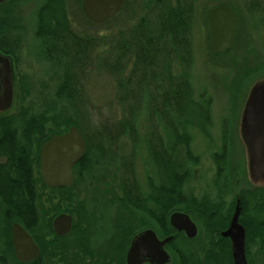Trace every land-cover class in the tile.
<instances>
[{
  "label": "rangeland",
  "instance_id": "1",
  "mask_svg": "<svg viewBox=\"0 0 264 264\" xmlns=\"http://www.w3.org/2000/svg\"><path fill=\"white\" fill-rule=\"evenodd\" d=\"M45 1L11 0L0 6V20L6 24L3 33L13 43L5 49L15 52L12 57L14 98L10 114L22 109L31 115H43L47 122L41 129L58 132L71 126L66 123L77 122V127L91 140L92 148L87 170L82 171L83 166H80L81 173L75 172L69 190L43 189L41 192L38 203L42 219L48 210L59 205L61 209H69L65 213L72 217L75 226L74 232L71 230L65 239L55 243L50 237L53 231L47 234L40 222L36 236L43 245L42 264H62L71 252L86 253V258H93L92 254L110 253L109 244L111 247L118 245L130 229H139L152 222L143 212L122 204V183L128 178L127 172L132 173L145 197L151 187H157L163 180L155 153L161 157L162 164H167L172 141L176 138L170 132V108L164 102L166 98L168 100L167 84L172 75L185 74L192 89V99L199 103L209 101L197 126L194 119H188L184 112L174 109L177 126L174 132L182 131L188 140L187 147L193 158L196 157L194 162L184 158L186 165L178 171L187 176L182 185L183 192L192 200L223 203V210L227 211L232 202L235 203L234 194L249 187L236 128L249 85L264 77V0H168L179 3L185 10L190 9L186 21L190 60L183 61L185 52L181 47H178L180 60H170L169 47L161 46L166 49L157 56V69L152 71L149 85L131 87L135 106L128 102L129 87L120 80L131 75L129 68L135 57L130 39L134 36V28L140 22L146 27L149 23L156 24L159 0H126L115 17L99 24L85 18L80 0H64L74 32L93 39L90 53L94 66L85 78L76 79L81 103L59 98L56 94L64 72L63 64L56 62L58 53H46L45 44L37 38L35 31L38 13ZM226 4L237 14L235 37L229 50L216 54L209 46L207 12L216 5ZM63 55L64 60L67 59ZM108 59L120 61L122 70L117 75L103 67ZM139 74L135 75L139 77ZM100 121L120 124L114 128L116 130L122 128L121 134L115 132L112 150L99 144L98 140L92 141L91 135L95 138L92 131ZM128 121H131L130 128L124 127ZM38 137L39 133L35 132L31 142ZM174 145L179 148L183 144ZM225 156L226 167L222 168ZM1 209L0 205V264H22L9 250ZM195 221L205 225L199 218ZM211 236L217 240L218 235L213 231ZM246 241L245 247L244 239L248 264H264V240L252 243L246 238ZM61 252L68 258L59 259L57 254ZM217 259L218 264L226 263L220 257ZM190 264H200V260L194 259Z\"/></svg>",
  "mask_w": 264,
  "mask_h": 264
},
{
  "label": "trees",
  "instance_id": "2",
  "mask_svg": "<svg viewBox=\"0 0 264 264\" xmlns=\"http://www.w3.org/2000/svg\"><path fill=\"white\" fill-rule=\"evenodd\" d=\"M158 2L159 8L156 10V24L151 25L149 23L146 27L143 22H140L134 28V36L130 39L135 57L133 64H131L129 68L131 75L120 80V83H124L125 86L129 87L131 92L127 96L128 102L133 103L134 106L135 103L133 102V98L135 97L131 87L134 85L136 87L143 84L149 85L148 82L150 80L149 78L152 76V71L157 69V56L166 49L161 46L169 47L168 57L170 60L173 58H175L176 62L180 60L178 47H181L185 52L183 61L188 62L190 60V42L187 32L188 22L186 24L188 16L191 14L189 13L190 9L185 10L179 3H169L168 0H159ZM226 5L231 7L229 4ZM189 7L191 8L190 4ZM37 18L35 30L37 38L42 40L43 44H45L46 53H58L56 54L58 58L56 62L63 64L62 68L64 72L56 90L57 96L59 98L73 99V101L78 100V103H81L76 79L77 77L81 80L85 78L94 66L90 53L93 48V39L82 37L74 32L67 16L64 0H46ZM4 24L5 23L0 20V49L4 53H8L14 57L15 52L13 50L5 49L6 45L11 46L13 43L3 33L5 29L4 26L6 25ZM151 30L154 31L152 32ZM63 54L66 55L67 59L65 58L64 60ZM103 67L113 75H117V73L122 70L120 61L115 59H108V61L103 64ZM137 73H140L139 77L135 75ZM167 86L168 100L166 98L164 102L166 101L168 105L167 108H170L169 126L171 135L176 137L175 141L173 140L172 142H174V144L183 145L179 148H176L174 144L171 146L170 155L167 159L168 162L165 165L161 163V157L155 153L156 159L160 162V172H162L163 180L157 187H151L149 193L145 197L140 193L139 188L135 184L132 173L127 172L126 177L128 178H125L122 183V197L120 201L122 204H126L128 208L146 214L149 219L160 225L164 234L171 233V228L167 223L168 216L174 211H183L194 219L199 218L202 220L206 226L212 229L216 236L218 235L220 240H223L224 238L219 235V232L227 227L234 202H232L230 208L225 211L223 210V203L212 204L207 201L201 202L196 199L192 200L191 196L185 194L182 189V185L185 183L187 176L178 172L185 167L186 158L188 159L187 161L194 162L196 161V157L193 158L187 147L188 140L187 137L183 136L184 134H182V131L179 133L174 132L175 127H177L176 124H174V109L184 112L188 119H194L193 123L197 126V123H199L198 120L201 119L202 114L207 110L206 103L209 101L204 100L202 103H199L200 101L192 99V89L185 74L172 75L170 83L167 84ZM233 95H235V93ZM29 113V111H23L21 109L16 114L2 115L0 117V125L25 127L24 134L26 136V194L22 197L18 196L17 198L10 195H0V205L2 206L1 220L3 228L7 233L9 250H11L10 252L12 253V223H19L32 236L33 240L37 241L36 228H38L37 226L40 222L44 229L50 232L52 219L59 213L69 211L67 208L61 209L59 205H56L54 209L48 210L42 219L41 213L37 209L39 197L35 194L33 186L39 180L33 177V171L34 167H38L39 149L42 142L47 140L50 136L61 132L41 129L47 122V118L43 115L36 116ZM126 118L128 119V116ZM66 124L76 127L78 125L77 122H68ZM118 125L120 126V124ZM118 125L114 123L107 124V122L100 121L99 124L95 125L96 128L93 130L94 132L92 131L95 136L93 139L91 135L92 141L98 140L99 144L101 143L105 147H110V150H112L115 146V132L119 135L122 131V128L119 130L114 129L117 128ZM124 125V127H132L131 121L126 122ZM35 132L39 133V137L34 142H31L33 139L32 135ZM81 133L87 144L86 154L75 165V168L83 165V161L92 148L91 140L83 131H81ZM10 141H13V139ZM181 153L183 156H181ZM222 159V168H225L224 158ZM218 171L220 172V169ZM248 185L249 187L240 189L234 194V200L236 197L240 200L241 212L238 220L244 228L245 247L247 243L246 238L252 241V243L256 242L258 239L264 240V187H254L249 183ZM71 187L62 189L50 188V191L56 189H59V191L69 190ZM43 188L46 187L43 186ZM219 190L223 192L222 189ZM15 201L17 203L16 207L14 206ZM20 204L24 206L21 209L19 206ZM77 206L78 203L75 206L76 209L78 208ZM141 228L142 227H139V229H130L129 233L123 238L121 242V264H125L124 257L130 237L135 231ZM227 246L229 247L228 241ZM64 257V254L61 252L59 259H64ZM27 264H36V261L33 260ZM64 264H66V261Z\"/></svg>",
  "mask_w": 264,
  "mask_h": 264
},
{
  "label": "water",
  "instance_id": "3",
  "mask_svg": "<svg viewBox=\"0 0 264 264\" xmlns=\"http://www.w3.org/2000/svg\"><path fill=\"white\" fill-rule=\"evenodd\" d=\"M6 0H0V4ZM126 0H80L85 18L94 24L115 17ZM209 45L213 53L229 50L235 37L237 15L226 5L212 7L207 13ZM13 99V76L9 57L0 53V113L9 110ZM237 125L245 159L248 183L264 187V77L255 79L248 87L241 104ZM85 145L80 131L74 125L61 135H53L40 147L39 172L48 187L71 185V169L84 155ZM240 202L237 199L234 212L227 228L221 232L230 240L232 264H247L245 258L243 226L238 222ZM71 216L60 213L52 221L54 232L63 236L71 227ZM169 223L177 230H183L189 238L196 236V227L188 215L174 211ZM171 237L159 240L152 229H144L130 239L125 253V264L144 262L168 264L169 256L163 249ZM13 253L19 262H29L39 254L32 236L17 222L11 225Z\"/></svg>",
  "mask_w": 264,
  "mask_h": 264
},
{
  "label": "flooded vegetation",
  "instance_id": "4",
  "mask_svg": "<svg viewBox=\"0 0 264 264\" xmlns=\"http://www.w3.org/2000/svg\"><path fill=\"white\" fill-rule=\"evenodd\" d=\"M10 1L11 0H6L3 3H1L0 5L8 4ZM0 53L4 56L9 57L10 67H11L12 76H13L12 56L8 53H4L1 49H0ZM13 98H14V96H13ZM12 106H13V99H12V104H11L9 110H7L4 113H0V117L2 115H10V112H11L10 110L12 109ZM68 128L65 131H62L61 133H57L54 135H61L65 132H67ZM24 129H25V127H22V126L0 125V195H2V196L3 195H6V196L10 195L12 197L17 198L18 196L22 197L23 195L26 194V184H25V178H26V165H25L26 150H25V147H26V143L24 141L25 140ZM10 130H12V131H10ZM79 131L81 133V130H79ZM81 135H82V133H81ZM17 138L19 140H17ZM82 138L84 140V145H85L84 155L82 156V158H83L86 154L87 144H86V141H85L83 135H82ZM11 139H13V141H10ZM16 140H17V142H16ZM44 142H42V144ZM39 151H40V149H39ZM89 158H90V156L88 154L86 159L83 161L82 171L87 170V168L89 166L87 163V160ZM223 158H226V156ZM78 162H76L71 169L72 181H71L70 186H67V187H48L42 181L41 174L39 172V160H38V167L37 168L34 167V171H33V177L36 180H37V178L39 180L37 182L38 184L35 183L33 186L35 194L38 195V197H41V192L43 189L50 190V188H52V189L61 188L62 189V188L71 187L73 185V179L75 176V172L81 173L80 167L75 168V165ZM43 186H45L46 188H43ZM56 190H59V189H56ZM237 199L239 200V198L236 197L234 204H236ZM16 204L17 203L15 201L14 202L15 207L17 206ZM19 206H20V209L24 207L22 204H20ZM40 207L41 206L38 204L37 209L39 210ZM179 212H182V213L188 215L189 218L191 219V221L193 222V224L195 225V227H196V236L195 237L189 238L183 230L175 229L169 223V216H168V222L167 223L171 228V233L164 234L161 230L160 225H158L156 222H154L153 220L150 219L153 223L149 222V224H147L145 227H142L140 230L135 231L132 234V236L130 237V239L134 235H136L137 233L141 232L144 229H152L156 233L159 240H163L167 237H171V239L163 245V249L167 253V255L169 256V259H170V262L168 264H190V262L194 261V259L200 260V264H218L217 263L219 261L217 259L218 257H220V259L225 260L226 263H224V264H232L233 263L232 255H231L230 240H229V238L223 237L221 235V232L223 230L219 232V235H221V237L224 239L220 240L217 237V240H214V239H212V236H211L212 229L210 227L203 225L200 222L198 223L197 221H195V219L192 216H190L186 212H183V211H179ZM53 219H52V221H53ZM71 219H72V217H71ZM52 221H51V230L53 231V233L51 235L49 230H46V233L48 232L50 234L51 240L54 241L55 243H57V241L65 239L68 236V234H70L71 230H73L72 232H74L75 226L73 227V221L71 220V227H70L69 232L66 235L59 236L54 232V230L52 228ZM229 221H230V219H229ZM83 224H85V222H83ZM228 224H229V222H228ZM228 224H227V226H228ZM83 226L85 228V225H83ZM86 228H89V227L87 226ZM130 239H129V243H130ZM83 241H84V239H83ZM227 241L229 243V247L227 246ZM34 242L39 249V254L33 260L36 261V264H42L41 259L43 256V245L39 240L34 241ZM220 242L222 244L223 243H225V244L220 245ZM128 246H129V244H128ZM73 247H74V245H73ZM109 247L111 248L110 253L104 252L103 254H101V253L92 254L93 258H86V256H88L86 253H81V252L79 253L78 252L79 254H75V252H71L69 254V258H68V255H65L64 259L68 258L65 260L66 264H121V261H122L121 243L119 242L118 245L115 244L112 247L109 244ZM75 249H76V247H75ZM127 249H128V247H127ZM127 249H126V251H127ZM57 250H58V246H56V251ZM12 251H13V248H12ZM13 255H14V253H13ZM57 255L60 256L59 253ZM246 255L247 254L245 252V258H246V262H247V256ZM214 260H216L215 263H214ZM32 261L21 262V263L27 264V263H30ZM55 261H57V263H58V259H56ZM64 262H62V264H64ZM141 264H155V263H152V259H151V263H148L146 261L144 262V259H142ZM247 264H248V262H247Z\"/></svg>",
  "mask_w": 264,
  "mask_h": 264
}]
</instances>
